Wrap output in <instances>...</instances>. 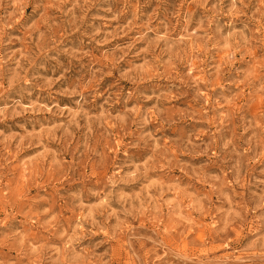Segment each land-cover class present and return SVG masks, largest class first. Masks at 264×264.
<instances>
[{
  "label": "rangeland",
  "instance_id": "rangeland-1",
  "mask_svg": "<svg viewBox=\"0 0 264 264\" xmlns=\"http://www.w3.org/2000/svg\"><path fill=\"white\" fill-rule=\"evenodd\" d=\"M0 264H264V0H0Z\"/></svg>",
  "mask_w": 264,
  "mask_h": 264
}]
</instances>
